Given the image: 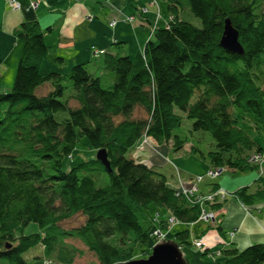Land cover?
<instances>
[{
	"label": "trees",
	"instance_id": "16d2710c",
	"mask_svg": "<svg viewBox=\"0 0 264 264\" xmlns=\"http://www.w3.org/2000/svg\"><path fill=\"white\" fill-rule=\"evenodd\" d=\"M167 1V23L152 29L137 56L95 48L105 51L103 59L74 64L64 74L41 72L50 48L39 23L19 26L23 51L17 74L11 89L0 93V264H29L24 254L39 245L51 255L68 236L83 241L100 264L134 259L135 245L149 250L157 230L177 247L193 246L189 225L202 222V208L217 215L221 202L204 201L201 207L197 196L183 195L165 174L129 156L146 137L183 149L186 140L174 133L183 121L176 109L193 121V131L213 136L210 170L249 171L256 168L250 157L264 156L262 145L231 113L240 107L264 129V0H187L199 26L181 17V0ZM227 20L239 32L243 54L221 46ZM41 88L47 90L43 95ZM80 137L107 152L109 170L97 158L64 169ZM105 175L108 182L99 186ZM230 192L247 205L264 198L263 187ZM150 207L169 217H158ZM76 214L86 217L81 226H60ZM170 217L186 228L174 231ZM30 223L41 230L24 234ZM219 253L213 264H264V243ZM211 255L205 248L203 257Z\"/></svg>",
	"mask_w": 264,
	"mask_h": 264
},
{
	"label": "crops",
	"instance_id": "0c3cea01",
	"mask_svg": "<svg viewBox=\"0 0 264 264\" xmlns=\"http://www.w3.org/2000/svg\"><path fill=\"white\" fill-rule=\"evenodd\" d=\"M15 1L21 8L14 9L9 0H0V93L9 91L17 74L23 41L17 38L16 31L23 22L37 21L42 27L43 37L50 50L41 69L64 74L74 64L93 63L103 59L94 56L95 48L106 50V53L112 55H129L134 58L153 34L152 25L157 11L161 13V26L167 23L170 14L166 7L168 1L165 0H156L159 6L157 9L151 4L152 0H134V7L126 0ZM131 16L136 17L134 23L126 20ZM114 20L117 24L112 28L110 22ZM142 145L139 146L141 150ZM139 149L137 148L138 155L142 152ZM143 150L148 151L146 148ZM207 168L210 170L211 165ZM245 178V174L237 177L238 181L229 188L222 184V180L216 179L217 183H212L215 179H208L201 183L208 186V189L201 187L200 190L208 193L222 187L235 192L247 187L250 193L264 188V185H254L253 188L250 187L251 183L243 184ZM183 186L191 187L187 181H183ZM176 188L179 189V184ZM218 207L216 223L212 228L216 229L215 238L213 242H209L210 245L207 243V250L213 252L212 249H215L219 252L222 248L232 247L242 250L256 243H264V198L247 205L235 197H229L219 203ZM217 218H220V224H217ZM218 227H221L220 230ZM232 232L234 233L231 234Z\"/></svg>",
	"mask_w": 264,
	"mask_h": 264
},
{
	"label": "rangeland",
	"instance_id": "374dc122",
	"mask_svg": "<svg viewBox=\"0 0 264 264\" xmlns=\"http://www.w3.org/2000/svg\"><path fill=\"white\" fill-rule=\"evenodd\" d=\"M167 1V0H166ZM181 17L184 18V20L191 21L196 25H200L199 19H196L194 15L192 14L191 10L188 7L187 0H181ZM151 4L156 6L157 9L159 6L157 5L156 0H152ZM167 7V4H166ZM147 12V10H145ZM136 18V17H135ZM134 16H131L127 19L130 23H134L135 20ZM131 19V20H130ZM162 20L161 15L157 12L156 17L154 19V24L152 25V29L157 27V24H160ZM116 23V21H115ZM114 24V23H112ZM111 24V25H112ZM117 24V23H116ZM113 26V25H112ZM116 26V25H115ZM114 28V26H113ZM153 32V31H152ZM153 37V34L152 36ZM95 56V51H94ZM106 54V53H105ZM105 54H102L100 56H104ZM97 57V56H96ZM99 59V57H97ZM98 62V60H96ZM90 70L95 74H101V71H99L97 68H93L91 66ZM51 71V70H50ZM41 72L47 73V70L41 69ZM53 72V71H52ZM14 81V80H13ZM14 83V82H13ZM13 83H11L13 85ZM107 81H104V86H107ZM10 84V85H11ZM12 85L10 86L9 90L11 89ZM38 94L43 95V93H46V88L38 89ZM68 92H71V89L68 90ZM198 98V95H195L191 101V104L195 102ZM176 113L183 118L181 126L175 130V134L179 135L180 138L185 139L186 143L181 150H175L172 148V142L167 145H158L153 139H150L148 137L143 138V141L139 145H136L133 149H131V152L129 156L134 157L137 160L140 161H146L151 167H153L156 171L165 174L170 181L171 185L175 187L178 186L179 178L180 180L190 182L189 178H195L197 175H204L207 173V167L210 165L209 158H207V154L209 151H214L216 149L215 147V141L213 136L208 131H193L192 130V123L193 121L185 116L184 113L179 111L178 109L175 110ZM231 113L240 120V124L243 128L247 130V132L251 135V137L255 140L257 144L262 145L264 149V129H257L256 128V120L253 114L244 112V110L240 107L233 108L231 110ZM141 114H143L141 111L136 113L137 117H140ZM143 144V145H142ZM142 145V150L139 149V146ZM196 147L198 150L193 152V148ZM141 150V154L138 155V150ZM147 149L143 150V149ZM148 152V153H147ZM72 156L67 157L64 161V169L66 171L70 170V168L79 162L87 161L89 159L97 158L98 151L92 149L90 146V143L87 141V138L80 137L77 141V146L72 152ZM145 153V154H144ZM201 153L205 154V157L201 156ZM144 156H143V155ZM142 155V156H141ZM145 157V158H144ZM254 157L253 155L250 157ZM252 164L256 166L255 169H249L247 172L242 171H226L220 174V177L212 178V179H218L222 180V184L225 185V187L229 188V186H233L238 180L237 177L245 174V179H243V184L250 185L254 188V185H264V156L259 157L258 159H255V161H252ZM177 169V170H176ZM179 172V177H178ZM254 175V176H253ZM182 176V177H181ZM253 176V177H252ZM259 178V179H258ZM205 181H207L209 178L205 177ZM257 179V180H255ZM213 180L212 183H217L218 180ZM177 181V183H176ZM108 182V177L105 175L100 181L97 182L99 186L105 185ZM202 182V183H203ZM200 188L202 189H208V186H205L200 183ZM191 186V182H190ZM244 186V185H243ZM222 187L216 188V190H211L205 196H208L210 194H214L218 192V190ZM224 189V188H223ZM226 190V189H225ZM232 191V189H230ZM229 190V192H230ZM228 192V190H226ZM231 193V192H230ZM220 194H218L219 196ZM203 194L201 193V197L203 198ZM221 197V196H220ZM229 197H234V195H229L226 197V199H217V201H225ZM159 210V213L156 212V210ZM158 217L166 220L169 217V213H167L165 210L157 207H150V212H152ZM214 213V212H213ZM216 217L217 215L214 213V217L211 218L210 221H202L199 223V225H189L190 232L192 233L191 241L194 242L196 240V237L201 235L202 240L205 243L204 246L197 247L195 244L193 246H184L179 247L180 252L183 255L184 258V264H213L214 260H220L219 252H217L215 249H212V253L214 256H210V258L206 259L203 257V251L205 248L210 245V241L213 242L216 234V229H212L213 225L216 223ZM86 220V217L83 216V214H76L72 216L68 220H64L60 223V226L62 228H65L67 230H71L72 227H79L81 224H83ZM217 224H220V218H217ZM216 224V225H217ZM171 226V224H169ZM176 226L174 231L181 230L186 228L185 225L180 224L177 222V224L172 225ZM24 234L28 233H36L39 232L41 229L35 224L30 223L28 227L23 229ZM16 236L20 235L22 230L20 228H17L14 230ZM160 231H156V236L153 239V247H151L148 250L147 246L141 247L139 245H135V251H133L132 257L134 259H127L125 261H122L121 263H126L132 260L136 259H147L149 255L152 253L154 247L157 246V244H163V243H173L167 233L166 235L163 234L162 237L159 235ZM232 232L231 234H233ZM165 235V236H164ZM198 241V239L196 240ZM208 243V245H207ZM64 246L58 247L57 251L53 252L51 255H48L46 251L44 250V247L39 245L35 246L29 249L28 252L24 254V258L26 259L29 264H44L45 262L49 261L50 264H100L99 259H97L94 252L89 250L87 246L84 244L83 241H81L78 238L75 237H67L65 238V242L63 244ZM127 247L126 250L128 251L130 249V243L125 246ZM207 250V249H206ZM149 251L150 254L147 252Z\"/></svg>",
	"mask_w": 264,
	"mask_h": 264
},
{
	"label": "water",
	"instance_id": "95a60500",
	"mask_svg": "<svg viewBox=\"0 0 264 264\" xmlns=\"http://www.w3.org/2000/svg\"><path fill=\"white\" fill-rule=\"evenodd\" d=\"M224 33L221 39V46L231 52L243 54L244 49L239 40V32L232 26L229 20L224 25ZM97 159L110 169L108 155L105 150H99ZM115 264H184V258L179 247L173 243H161L154 247L147 259H136L126 263L117 262Z\"/></svg>",
	"mask_w": 264,
	"mask_h": 264
},
{
	"label": "built area",
	"instance_id": "2783aa9c",
	"mask_svg": "<svg viewBox=\"0 0 264 264\" xmlns=\"http://www.w3.org/2000/svg\"><path fill=\"white\" fill-rule=\"evenodd\" d=\"M76 1L82 2V1H85V0H76ZM9 4L14 9L21 8V6L19 5V3H17L15 0H9ZM112 23H114L112 25L115 27L116 23L115 22H112ZM102 54H105V51H97V50H95V56L100 57V55H102ZM253 156L254 157L251 158V161H255V159H258L259 157H263L262 155H253ZM226 171H228V170L227 169L217 168V170L216 169L215 170H209L207 172V175H208V177H210L212 179V178L218 177V175H220L221 173L226 172ZM207 175H205V176H203V175H197L195 178L191 179V181H190L191 182V187L190 188H185L183 186V180H180V178H179V180H180V182H179V189L178 188H176V189L180 193H182L183 195H185V196H187V195L197 196L200 199V201L202 202L201 203V207L204 205V201L214 202V201H216V198L217 197H218L217 199H220V198L226 199V197H228L229 195H231L230 192H227L225 189L220 188L218 190V192H216L214 194H210L208 196H205L204 195L203 198H202L201 195H200V192H201V190H200V183L205 180L204 178ZM178 177H179V172H178ZM218 194H220V195L218 196ZM202 211H203V213H202L201 218H200L201 221H210L211 218L214 217V213L212 211H205L203 208H202ZM168 223L171 224V226H172V225H175L177 222H176V220L173 217H170L168 219ZM163 234L166 235L167 233L166 232H159L160 237H162ZM155 235H156V232H155ZM196 240L193 242V244H195L197 247L200 248V246H204L205 245V243L203 242V240L201 238H199L198 241H196ZM219 255H220V253H219ZM44 264H50V263H49V261H47Z\"/></svg>",
	"mask_w": 264,
	"mask_h": 264
}]
</instances>
